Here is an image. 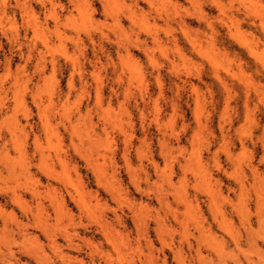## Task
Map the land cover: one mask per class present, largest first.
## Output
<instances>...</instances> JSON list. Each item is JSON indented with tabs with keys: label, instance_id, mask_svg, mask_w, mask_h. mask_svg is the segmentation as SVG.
<instances>
[{
	"label": "rangeland",
	"instance_id": "374dc122",
	"mask_svg": "<svg viewBox=\"0 0 264 264\" xmlns=\"http://www.w3.org/2000/svg\"><path fill=\"white\" fill-rule=\"evenodd\" d=\"M203 1L0 0V196L37 190L23 204L83 250L103 217L94 264H176L210 233L201 264H264V0ZM9 216L4 255L75 256Z\"/></svg>",
	"mask_w": 264,
	"mask_h": 264
},
{
	"label": "bare ground",
	"instance_id": "6f19581e",
	"mask_svg": "<svg viewBox=\"0 0 264 264\" xmlns=\"http://www.w3.org/2000/svg\"><path fill=\"white\" fill-rule=\"evenodd\" d=\"M205 1V0H204ZM203 1V2H204ZM207 1V0H206ZM210 4L213 6L217 5V0H209ZM208 2V1H207ZM219 2V0H218ZM205 3V2H204ZM220 4V3H219ZM209 6V5H208ZM216 8V7H215ZM217 9V8H216ZM204 15V13H203ZM201 14V16H203ZM206 15V14H205ZM203 16L206 18V16ZM205 20V19H204ZM208 20V19H207ZM185 21V20H184ZM207 22V21H206ZM208 23V22H207ZM212 23V22H211ZM200 24V23H199ZM210 24V23H208ZM211 25V24H210ZM213 27V26H212ZM199 31V30H198ZM107 191H110L109 188H105ZM6 197L0 196V220L7 217H11L9 215L15 216V211L19 210L22 221L18 222L16 225L17 234L22 237L23 239L35 240L39 241L44 239L46 241V245L53 251L62 252L63 249L68 250L70 252L75 253V256H63L61 257L62 264H94L95 259L97 256H102L103 254V244L101 241H97V235L100 234L105 239H109V234L105 227V221L102 220L103 217H93L90 216L88 218L89 222L85 225H81L82 234L84 235L81 238L84 246H86V250H83L81 244L75 242L77 236H79V232L64 228L59 233L50 232L47 226L44 223H41L36 219L33 215L31 209L23 202H26V197L36 199L38 197V191L35 189L24 191L20 194H12V195H5ZM77 196L80 197L81 194L77 193ZM75 203L77 204L78 209L82 212L83 211V204L80 200L74 199ZM62 204L58 206L59 209L66 208V204L64 200L61 202ZM10 210L8 213L7 211ZM69 212V210H68ZM48 216V214L46 213ZM113 217L119 221H122V216L117 213H113ZM137 218L133 217V220L136 221ZM176 220V218H175ZM94 227H92V225ZM149 229H150V222H146L143 226V231L147 237V243L150 248L155 247L154 241L149 237ZM99 240V239H98ZM216 236L213 233H210L208 237L196 238L195 241H189L188 239L186 242L179 241L177 245H170L167 246L169 252L171 254L172 259L176 262V264H189L187 257L190 261L196 259L199 261L200 264L202 263V247H206L211 250L216 256H220L221 250H217L216 247ZM163 246H165L164 241L161 240ZM238 246V243L236 242ZM46 256H42L36 250H20L18 253L10 252L8 256L4 255L0 252V264H55L49 263L45 260ZM163 261H167V255L163 251ZM234 264H255L249 258H245V261H241L237 256L233 257ZM141 264H145L141 262ZM191 264H195L194 262ZM210 264H216L214 257L210 256Z\"/></svg>",
	"mask_w": 264,
	"mask_h": 264
}]
</instances>
